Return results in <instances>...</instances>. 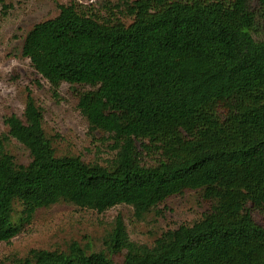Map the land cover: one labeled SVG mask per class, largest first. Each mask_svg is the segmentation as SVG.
Returning a JSON list of instances; mask_svg holds the SVG:
<instances>
[{
  "label": "trees",
  "instance_id": "trees-1",
  "mask_svg": "<svg viewBox=\"0 0 264 264\" xmlns=\"http://www.w3.org/2000/svg\"><path fill=\"white\" fill-rule=\"evenodd\" d=\"M125 12L129 24L61 5L26 34L21 55L52 87L88 88L76 108L114 155L57 156L29 97L22 118L4 121L29 161L16 163L0 134V242L58 203L127 205L140 218L194 192L206 209L151 246L117 216L99 250L72 241L0 264H264L253 216L264 217V0H133Z\"/></svg>",
  "mask_w": 264,
  "mask_h": 264
},
{
  "label": "rangeland",
  "instance_id": "rangeland-1",
  "mask_svg": "<svg viewBox=\"0 0 264 264\" xmlns=\"http://www.w3.org/2000/svg\"><path fill=\"white\" fill-rule=\"evenodd\" d=\"M133 0H0V134L5 149L16 163L29 161L28 152L9 136L5 119L23 117L30 97L42 112V124L51 136L57 156L75 155L84 162L104 164L114 155L113 141L104 132L91 130L76 108L77 94L88 89L62 83L52 87L22 57L21 47L28 31L37 23L58 15L59 6L76 4L79 10L98 17H111L129 24L125 3ZM137 149L142 154L137 145ZM144 160H147L144 157ZM206 207L197 203L194 192L172 197L152 212L136 218L127 205L114 206L103 213L58 203L37 210L28 223H21L20 233L9 242H0V262L15 254L25 255L30 249L64 250L74 241L102 248L103 236L114 219L122 218L128 239L151 246L163 232L197 220ZM254 219L264 225V217ZM19 216L14 219L18 222Z\"/></svg>",
  "mask_w": 264,
  "mask_h": 264
}]
</instances>
